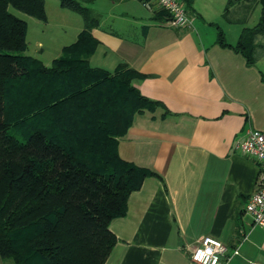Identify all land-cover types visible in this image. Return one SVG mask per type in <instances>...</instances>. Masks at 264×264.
Masks as SVG:
<instances>
[{
	"label": "crops",
	"instance_id": "crops-1",
	"mask_svg": "<svg viewBox=\"0 0 264 264\" xmlns=\"http://www.w3.org/2000/svg\"><path fill=\"white\" fill-rule=\"evenodd\" d=\"M227 2L193 0L185 28L168 26L141 0L91 4L101 15L91 65L113 71L128 64L145 75L134 86L163 104L136 114L119 139L120 157L155 175L131 194L126 216L112 220L117 244L105 264H197L191 253L207 236L229 255L239 249L228 264H264V229L245 210L260 165L236 147L251 130L264 133V37L255 65L218 45L219 29L232 46L243 30L223 16ZM46 10L47 21H33L42 34L61 25ZM232 12L239 18L240 6ZM38 45L29 56L51 66L57 58L45 59ZM0 264L9 263L0 256Z\"/></svg>",
	"mask_w": 264,
	"mask_h": 264
},
{
	"label": "trees",
	"instance_id": "trees-1",
	"mask_svg": "<svg viewBox=\"0 0 264 264\" xmlns=\"http://www.w3.org/2000/svg\"><path fill=\"white\" fill-rule=\"evenodd\" d=\"M59 0L84 28L51 66L26 54L28 24L11 8L47 21L45 0H0V256L13 264H105L117 244L113 219L127 214L131 194L155 175L123 160L119 139L136 114L160 101L134 86L144 78L126 63L110 71L90 58L100 42L92 31L101 15L86 4ZM119 1V0H113ZM144 3L151 0H141ZM192 12L193 0H184ZM241 10L262 8L259 22L227 43H216L257 62L264 37V0H228L223 16L239 23ZM158 18L169 14L156 9ZM234 14V17L231 15ZM192 15V14H191ZM246 19V17H245Z\"/></svg>",
	"mask_w": 264,
	"mask_h": 264
},
{
	"label": "built area",
	"instance_id": "built-area-1",
	"mask_svg": "<svg viewBox=\"0 0 264 264\" xmlns=\"http://www.w3.org/2000/svg\"><path fill=\"white\" fill-rule=\"evenodd\" d=\"M149 9H162L169 14L167 25L174 28H185L191 25L192 15L188 12L184 0H154V4L145 3ZM247 156L260 165L257 191L246 204L256 226L264 229V133L251 130L246 139L236 145ZM229 248L217 238L204 237L191 253V259L197 264H228L232 256L239 254V249L229 255Z\"/></svg>",
	"mask_w": 264,
	"mask_h": 264
},
{
	"label": "rangeland",
	"instance_id": "rangeland-1",
	"mask_svg": "<svg viewBox=\"0 0 264 264\" xmlns=\"http://www.w3.org/2000/svg\"><path fill=\"white\" fill-rule=\"evenodd\" d=\"M59 3V0H46L51 21L53 23L58 22V24L61 25H59V28L46 30V33L44 34L40 33V30L37 29V25H35L36 22L33 23V21H36L35 18L11 8V12L26 21L30 28L29 37L27 40V55H35L36 49L39 46L38 42L41 41L42 48L44 49V58L52 60L53 58H59L62 55V50L65 46L71 45L77 41L79 36L77 35V32L79 28L83 27L84 20L81 15L68 9L62 8L61 11H63L64 14H61L58 8ZM86 5L93 8L90 4ZM261 12L262 8L260 5L255 6L251 12H246L243 9L241 10V21L237 24L241 27V29L245 27H253L259 22ZM147 13L149 14L150 11L147 10ZM231 16L234 17V14ZM61 26H63L64 29L61 30ZM72 40L76 41L71 43ZM8 263L13 264L11 261H8Z\"/></svg>",
	"mask_w": 264,
	"mask_h": 264
}]
</instances>
